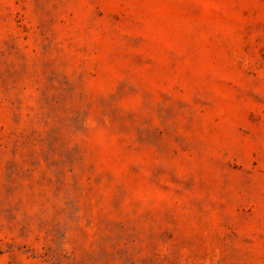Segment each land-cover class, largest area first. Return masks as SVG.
<instances>
[{
    "label": "rangeland",
    "instance_id": "1",
    "mask_svg": "<svg viewBox=\"0 0 264 264\" xmlns=\"http://www.w3.org/2000/svg\"><path fill=\"white\" fill-rule=\"evenodd\" d=\"M0 264H264V0H0Z\"/></svg>",
    "mask_w": 264,
    "mask_h": 264
}]
</instances>
